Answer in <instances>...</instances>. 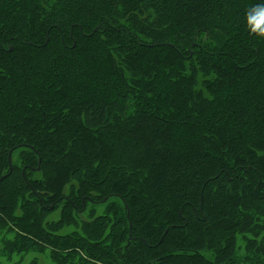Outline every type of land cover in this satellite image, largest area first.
I'll use <instances>...</instances> for the list:
<instances>
[{
  "label": "trees",
  "instance_id": "obj_1",
  "mask_svg": "<svg viewBox=\"0 0 264 264\" xmlns=\"http://www.w3.org/2000/svg\"><path fill=\"white\" fill-rule=\"evenodd\" d=\"M261 3L0 0L6 251L264 264Z\"/></svg>",
  "mask_w": 264,
  "mask_h": 264
},
{
  "label": "rangeland",
  "instance_id": "obj_2",
  "mask_svg": "<svg viewBox=\"0 0 264 264\" xmlns=\"http://www.w3.org/2000/svg\"><path fill=\"white\" fill-rule=\"evenodd\" d=\"M68 186V185H67ZM66 186V190L68 187ZM104 207H98L99 209L97 212L103 211ZM64 206L63 203H61L58 207H56L53 211H51L49 214H47V217L50 219H58L62 215H64ZM11 222L12 219H9ZM1 228H4V224H0ZM72 227L66 225L65 222V227L60 229V230H71ZM15 231L10 232V231H2L0 232V264H57L56 259L52 256L51 252L47 249H41V250H34V251H19L9 248V250L6 251L5 249V244L7 242H12V238L15 236ZM237 246L240 247V251L242 254H247V248L246 246L248 245L246 242L242 243V240L238 237L237 239Z\"/></svg>",
  "mask_w": 264,
  "mask_h": 264
},
{
  "label": "clouds",
  "instance_id": "obj_3",
  "mask_svg": "<svg viewBox=\"0 0 264 264\" xmlns=\"http://www.w3.org/2000/svg\"><path fill=\"white\" fill-rule=\"evenodd\" d=\"M248 24L253 33H259L264 36V3L255 6L248 15Z\"/></svg>",
  "mask_w": 264,
  "mask_h": 264
},
{
  "label": "water",
  "instance_id": "obj_4",
  "mask_svg": "<svg viewBox=\"0 0 264 264\" xmlns=\"http://www.w3.org/2000/svg\"><path fill=\"white\" fill-rule=\"evenodd\" d=\"M47 41H49V35L47 36ZM11 153H12V150L10 151L9 157H8L9 163H10V169H11L10 172L12 171ZM6 176H8V174H5L4 176H2L1 179H0V181L3 180V178H5ZM202 202H203V199H202ZM84 203H85V199H84ZM125 206H126V209H127L128 206L127 205H125ZM51 208H53V206H51ZM127 215H128L127 217L130 218V212H129V210H128V214ZM130 225H131V223H130ZM130 238H132V234L131 233H130Z\"/></svg>",
  "mask_w": 264,
  "mask_h": 264
}]
</instances>
